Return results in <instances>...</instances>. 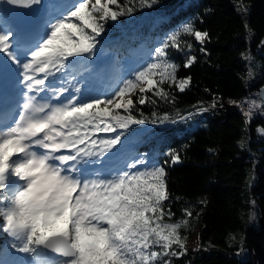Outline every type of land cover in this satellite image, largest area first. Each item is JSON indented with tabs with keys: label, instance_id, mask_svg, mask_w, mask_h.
Returning a JSON list of instances; mask_svg holds the SVG:
<instances>
[{
	"label": "snow or ice",
	"instance_id": "obj_1",
	"mask_svg": "<svg viewBox=\"0 0 264 264\" xmlns=\"http://www.w3.org/2000/svg\"><path fill=\"white\" fill-rule=\"evenodd\" d=\"M137 2L140 8H151L158 0H76L66 13L48 21L23 56L19 32L0 12V53L6 58L0 59V73L10 61L23 86L19 112L10 123L0 116V231L11 238L12 249L30 255L26 264H172L171 258L187 252L181 229L187 228L192 211L184 209L186 218L170 222L175 213L164 166L180 163L178 152H169L163 165L144 156L123 169L96 166L105 164L106 155L133 125L177 122L169 113L146 116L139 106L156 104L147 93L174 101L165 84L180 92L190 86V76L178 78L181 65L169 50L190 52L193 44L182 41V35L203 45L209 33L183 24L155 48L151 62L108 96L84 99L78 86L53 85L57 74L62 78L69 69L75 80L74 62L95 57L109 21L133 14ZM41 3L0 0V5L25 9ZM238 11L247 9L238 6ZM245 27L251 34L247 22ZM196 60L185 54L183 67ZM257 108L264 113V102L248 101V121ZM207 110L201 104L197 113ZM258 131L264 133V128ZM49 253L59 259L49 258Z\"/></svg>",
	"mask_w": 264,
	"mask_h": 264
},
{
	"label": "trees",
	"instance_id": "obj_2",
	"mask_svg": "<svg viewBox=\"0 0 264 264\" xmlns=\"http://www.w3.org/2000/svg\"><path fill=\"white\" fill-rule=\"evenodd\" d=\"M189 22L210 36L201 45L182 35V41L193 44L191 51L169 50L181 65L178 78L190 76V86L180 92L165 84L174 101L147 93L156 104L139 106L146 116L169 113L177 122L133 125L123 139L134 142L138 156L162 165L169 152L182 157L180 163L164 165L175 213L170 222L186 218L184 209L192 211L187 228L181 229L187 252L171 258L172 264H264V133L258 131L264 128V113L248 121L247 109L239 106L264 85V0H158L151 8L137 2L133 14L109 21L102 39H113L103 44L125 50L144 43L149 63L155 48ZM185 54L197 57L191 67H183ZM214 99L215 110L197 113L201 104L212 107ZM189 113H194L191 119H180ZM141 128L145 131L134 132ZM193 236L195 246L188 247ZM4 245L0 239V254Z\"/></svg>",
	"mask_w": 264,
	"mask_h": 264
},
{
	"label": "rangeland",
	"instance_id": "obj_3",
	"mask_svg": "<svg viewBox=\"0 0 264 264\" xmlns=\"http://www.w3.org/2000/svg\"><path fill=\"white\" fill-rule=\"evenodd\" d=\"M141 44L139 47H133L130 48L128 51L124 52L122 55V59L116 57L115 53L118 54L119 52H113L106 47H104L101 43L97 45V55L95 57L89 58L86 62L92 66L91 71H84L81 74L82 77H85L84 79H81L78 83L80 86L82 85L81 89L87 90L88 95L85 96L84 91H82V97H92L95 95H99L102 93L103 96L111 95V93L114 91V89L119 85V83L123 79L129 78L132 73L135 71L140 70L142 67L145 66L143 61H140L141 57L140 55L143 54L144 48ZM254 61L256 59L254 58ZM77 63V62H76ZM76 63L74 62V66H76ZM256 66V65H255ZM75 71H77V68H75ZM99 71V76L96 75V73ZM71 77V75H69ZM255 100L257 102V105L262 103V100L260 98L259 92H253L250 97L244 99L240 103L241 108L248 109V101ZM235 105H238L234 103ZM247 111V110H246ZM260 113L259 108L254 110L253 115ZM144 131V129H137L134 132L135 133H141ZM121 146H124V148L128 151H131L130 153H133V143L132 142H125L122 140ZM117 146L112 150V152L115 150L117 151ZM110 152V154L112 153ZM119 152V151H117ZM125 156L123 155H114L111 160L107 161L103 166H96V167H104L105 170H115V169H123L126 165V163L133 160L131 158L130 161L124 159ZM144 157V156H143ZM0 236L2 238L7 237L11 239L6 233L3 231H0ZM196 243V236H193V239L191 240L188 247H194ZM5 247V246H4ZM8 248V247H7ZM30 261L28 258L27 253H21L11 248L8 254H5V259L0 261V264H26V262Z\"/></svg>",
	"mask_w": 264,
	"mask_h": 264
},
{
	"label": "bare ground",
	"instance_id": "obj_4",
	"mask_svg": "<svg viewBox=\"0 0 264 264\" xmlns=\"http://www.w3.org/2000/svg\"><path fill=\"white\" fill-rule=\"evenodd\" d=\"M42 34H43V32H42ZM25 49H27V48H23V50H21V52H23ZM0 59H4V60H6V58H4L3 57V54L2 53H0ZM8 62H10V61H8ZM10 64H11V62H10ZM8 65H6V67H7ZM82 69L83 68H79V70H77V71H79V72H77V73H75V75H76V79H81L82 78V76H81V71H82ZM10 70V68H8L7 70H6V72H7V78L8 79H11V81H12V77L10 76V74L11 73H9L8 71ZM6 72L4 71L3 72V74H6ZM71 71H69V73H70ZM96 75L97 76H99V74H98V72L96 73ZM100 77V76H99ZM208 110L207 111H209V110H215V108L214 107H208L207 108ZM203 112H205V111H203ZM203 112H199V114H202Z\"/></svg>",
	"mask_w": 264,
	"mask_h": 264
},
{
	"label": "water",
	"instance_id": "obj_5",
	"mask_svg": "<svg viewBox=\"0 0 264 264\" xmlns=\"http://www.w3.org/2000/svg\"><path fill=\"white\" fill-rule=\"evenodd\" d=\"M263 48H264V45H263ZM259 95H260V98H261L262 102H264V85L259 88ZM49 256H53L55 258H59V257H56L55 254H51V253H49Z\"/></svg>",
	"mask_w": 264,
	"mask_h": 264
}]
</instances>
